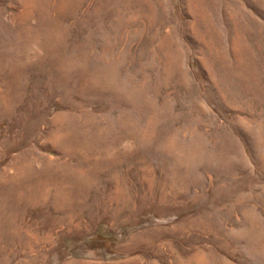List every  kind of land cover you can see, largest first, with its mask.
I'll return each mask as SVG.
<instances>
[{
	"label": "rangeland",
	"instance_id": "obj_1",
	"mask_svg": "<svg viewBox=\"0 0 264 264\" xmlns=\"http://www.w3.org/2000/svg\"><path fill=\"white\" fill-rule=\"evenodd\" d=\"M125 1L136 18L118 22L113 0H0V264H264V10L227 0V21L219 13L200 41L183 6L149 23ZM90 44V64L117 68L102 98L66 71ZM57 136L92 156L89 169L120 157L129 213L115 212L103 173L90 186L99 207L54 210L87 173ZM16 158L30 167L3 187ZM40 159L67 170L41 171Z\"/></svg>",
	"mask_w": 264,
	"mask_h": 264
},
{
	"label": "bare ground",
	"instance_id": "obj_2",
	"mask_svg": "<svg viewBox=\"0 0 264 264\" xmlns=\"http://www.w3.org/2000/svg\"><path fill=\"white\" fill-rule=\"evenodd\" d=\"M151 1L152 0H139V5H141L145 9V12H146V13H144L142 15L141 18L146 17L147 20H148V22L149 21L154 22V17H155V15H157L158 12L163 17H166V5L167 4L169 6H171L172 8H177V7L183 6V9L185 10V13L189 17H191L192 20H193V31H194L196 37L200 41H202L205 38H210L209 35L212 36L214 34L213 32L211 34H209V33L215 27V25H216V22L215 21L217 19L216 16L219 15L220 11H222V14L223 13L224 14L227 13V0H154L155 1V4H158L159 5V8H156V9L152 6ZM244 3L246 5V7H247V10H249L251 8L254 9L255 12L260 11V9H263L264 10V0H244ZM112 4H114V6L117 9V13H118L117 21L118 22H123L122 17H125L126 16L125 13H123L125 11H129L128 12L129 15L131 14L129 16L128 20L131 21V18H133V19L136 18V13L135 12H131L130 6L126 3L125 0H113V3ZM221 18L222 19H225L227 21V16H223L222 15ZM244 20H245V22L246 21L249 22L250 21V17L247 14H245L244 15ZM169 36H171V35L170 34H166V38L164 37V40L165 39H168V38H173V37H169ZM47 38L49 39V35L47 36ZM94 42L95 41H93V43ZM101 42H102V40H101ZM94 45L93 44L84 45L83 46V50L81 52L77 53L74 56L75 59L69 60L71 62H68L67 61L68 66H66V71H69L70 70V66L72 68H74L75 70H78L79 71V74H80V79L81 80L86 79L88 82H90L89 84L91 85V87H90L89 84L86 86L87 91H85V93H87V92L88 93L95 92L98 97L102 98V97H104L106 91L109 92V93H111L115 89V85H114V81L113 80H114V78H115V76L117 74V68H115V66L112 65V64L111 65H108L107 62H105V61L100 62L99 59H98L99 60L98 63L95 62V60H94V63H91L90 64L88 62V60H89L88 58L90 57V55H92V54L94 55L95 54L94 53V51H95V49H94L95 46ZM46 46L47 47L49 46V41H48V44ZM50 49H51V55L53 57H58L60 54L62 55V52L61 53H60V51H59V53L56 52V50L53 47H51V46H50ZM88 53H89V55L87 56ZM104 56H106V55H104ZM106 57H108V56H106ZM102 63H105V64H102ZM173 66H174V68L178 69V66L177 65H173ZM52 68H53V71H55V70L58 69V67H56V69H55V67H52ZM183 75L184 74L181 73V76H183ZM67 77H69V75H67ZM104 77H106V80L109 79V81H106V80L103 81ZM143 89H144L143 86H140L139 88L133 89V91L135 93L136 99H139L138 98V95H140V92L143 91ZM77 90L78 91H81L80 88H77ZM118 90L121 91V90H126V89L125 88H121V89H118L117 88V91ZM128 122H130V120H128L127 123H125V125L123 127L130 128V129H132L134 131L133 124H131V122L130 123H128ZM132 130H128V131L130 132ZM60 132H62V133H68L66 130H63V131H60ZM262 132H263V130H262ZM56 138L57 139H52L51 140L52 143H53V145H54V147L58 151L59 150H67L68 151V154H66V155L74 156L76 158V161H77V166L78 167H82L83 166L84 167V170L87 173H83L80 176V179L83 181L82 189L81 188L80 189H76L73 192L72 191L71 192L69 191L68 193H65L64 195H62L60 197L62 203L61 204L60 203H56V205L53 204L55 206V209L54 210H63L65 215L71 217V216H75L77 213H80L81 212V209L85 210V209H89L91 207V210H92L94 208L99 207L100 206V203L98 204L95 201V196L92 195L93 191H90V186H92V182H94L92 180L98 179L97 178V174L103 173L104 174L103 177H105L107 179V181L110 182L111 185H113L114 188H115L114 192L108 198L111 202H113L115 204V212L125 211V212H128L129 213L130 210H129V206L128 205L130 204V197H129L128 188L126 186L127 183L125 184V181H124V178L122 176V173L120 172V170L118 168L119 162H120V160H119L120 157L117 158V159H114L113 161L111 160L113 162L112 165L109 164L110 162L108 163V160L106 162L98 163L97 160L95 161L93 159V160H91V163H93V165H91L92 168L89 169V167L87 166V164H89L88 161L90 159H92L91 158L92 156H88V155H85V154L82 155V156H80L78 154H74V152L71 149H69V147H68L69 145H71L70 144V139H68V137H66V136L65 137L64 136L63 137L57 136ZM193 143H191L190 148L188 146H186V148H183L182 149V152L192 151V149L194 148ZM19 160H20V158H16L15 159V162H14V164L16 166L15 167L16 168V172H17L16 174H12V175L6 174V176L3 175V178L1 180V185L3 187H6V183H10V185H17V184H19V183H21L23 181L21 179L20 171L26 172L29 169L30 165L28 163H23V164L19 165ZM41 162H42L41 163V171H48V168H50V169H53V168H56L57 169V168H59L60 170H64V171L67 170V167H64V168H61L60 166H56L55 167L54 165L51 164V161H49V160H41ZM122 166H124V165H122ZM123 174H125V173H123ZM155 176H156V174H155ZM66 179H68V176L65 177V178H63L62 181L66 180ZM70 182L73 183V184H78V181L74 177H71ZM68 185H69V187L71 189L72 185L69 182H68ZM85 188H86V190L84 191ZM97 189H99V188H97ZM131 194H132V192H131ZM87 199L88 200L89 199H92L93 202L91 204L90 203H87L88 202V201L86 202ZM61 201H58V202H61ZM37 203H39L38 200H36V204ZM104 203H105V201H104ZM102 206L103 205L101 204V207ZM117 216H119V215H117ZM85 217H86V215H85ZM3 220H5V219H3ZM5 223L6 222L3 221L0 224V228L2 227L1 230L4 229V227H5L4 224ZM261 246L264 247V243ZM260 252L264 254V250L263 251H260ZM201 255L202 254H198L195 258H192L191 260H188L186 262V264H206L205 259L202 258ZM176 256L177 255H175V257ZM131 264H133V263H131Z\"/></svg>",
	"mask_w": 264,
	"mask_h": 264
}]
</instances>
